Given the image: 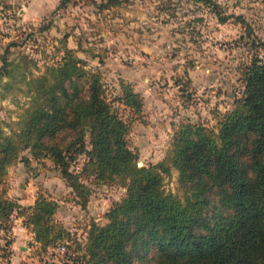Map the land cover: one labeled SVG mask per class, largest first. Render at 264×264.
<instances>
[{"label":"trees","instance_id":"1","mask_svg":"<svg viewBox=\"0 0 264 264\" xmlns=\"http://www.w3.org/2000/svg\"><path fill=\"white\" fill-rule=\"evenodd\" d=\"M196 1L211 5L220 22L234 17L247 23L241 14L223 13L218 0ZM67 36L60 39V59L38 74L31 70L36 58L9 57L16 41L0 55V97L19 81L29 97L17 121L0 119V228L9 231L15 217L23 218L37 243L33 256H49L64 243L73 254L64 264H264V59L254 53L243 65V92L218 116L217 129L182 119L165 155L140 165L129 133L146 120L143 94L120 79L112 100L127 108L125 117L109 99L101 71L88 66L78 55L81 44L69 46ZM43 159L53 162L82 208L93 184H120L126 191L108 208L105 222L94 218L84 227L82 238L58 218L57 198L40 190L34 203L24 205L7 194L11 165ZM174 170L181 197L165 188ZM12 242L1 248L0 264L9 261Z\"/></svg>","mask_w":264,"mask_h":264},{"label":"rangeland","instance_id":"2","mask_svg":"<svg viewBox=\"0 0 264 264\" xmlns=\"http://www.w3.org/2000/svg\"><path fill=\"white\" fill-rule=\"evenodd\" d=\"M6 1L9 6L0 5V55L16 41L9 57L19 59L27 53L36 58L38 67L33 65L31 70L38 74L45 64L60 59V39L68 35V45L81 44L78 55L101 71L109 99L125 117L127 108L112 100L120 92V79L132 82L143 94L146 120L135 122L129 133L141 165L165 155L175 124L182 119L217 129L218 116L243 92V65L254 53L264 59V0H218L223 13L241 14L246 24L234 17L220 22L211 5L196 0H120L110 7L108 0H70L33 23L22 18L24 2ZM169 4L176 9L171 11ZM48 23L50 27L42 29ZM19 85L23 83L14 84L9 96L0 97V119L17 121L27 107L29 97ZM82 160L83 156L73 167L79 169ZM8 172L9 196L23 204L40 190L57 198L58 218L82 238L84 227L94 218L105 222L108 208L126 191L120 184H93L89 204L82 208L50 159L34 160L29 166L20 160ZM165 188L182 196L176 170L165 177ZM10 238L12 229L0 228V254ZM29 244L34 245L33 254L35 244ZM72 255L54 252L35 257L34 264H64Z\"/></svg>","mask_w":264,"mask_h":264},{"label":"crops","instance_id":"3","mask_svg":"<svg viewBox=\"0 0 264 264\" xmlns=\"http://www.w3.org/2000/svg\"><path fill=\"white\" fill-rule=\"evenodd\" d=\"M20 1L24 2L25 5L24 9H20L22 12V18L27 22L33 23H38L39 20L45 17L52 9L56 8L61 2V0H13L14 3ZM34 201L35 198L32 199L31 202H23L24 204L30 205L34 203ZM12 232V253L9 261L5 264H24V262L34 264L36 258L30 251L34 245L29 244L30 242H34V233L24 224L23 219L20 217L14 218ZM34 244L37 245L36 242H34ZM53 260L56 261L57 259Z\"/></svg>","mask_w":264,"mask_h":264},{"label":"built area","instance_id":"4","mask_svg":"<svg viewBox=\"0 0 264 264\" xmlns=\"http://www.w3.org/2000/svg\"><path fill=\"white\" fill-rule=\"evenodd\" d=\"M18 23H19V21H18ZM52 251H53V252L60 253V254H64V253H66V251H67V247H66V245H65L64 243H61V244H59L58 246L54 247V248L52 249ZM61 264H62V263H61Z\"/></svg>","mask_w":264,"mask_h":264},{"label":"water","instance_id":"5","mask_svg":"<svg viewBox=\"0 0 264 264\" xmlns=\"http://www.w3.org/2000/svg\"><path fill=\"white\" fill-rule=\"evenodd\" d=\"M141 165V164H140Z\"/></svg>","mask_w":264,"mask_h":264}]
</instances>
